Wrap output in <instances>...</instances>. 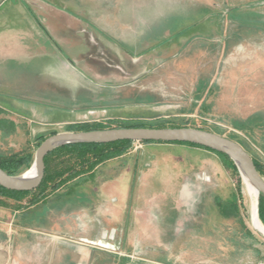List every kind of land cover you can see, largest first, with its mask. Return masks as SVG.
Segmentation results:
<instances>
[{"label":"rangeland","instance_id":"374dc122","mask_svg":"<svg viewBox=\"0 0 264 264\" xmlns=\"http://www.w3.org/2000/svg\"><path fill=\"white\" fill-rule=\"evenodd\" d=\"M30 2L6 0L0 6L2 28L17 43L0 60V108L17 127L0 131V156L36 153L38 137L68 132L70 125L118 121L112 126L145 123L236 134L264 165V0L153 3V51L130 52L136 80L89 76L77 94L73 84L68 92L60 68L64 62L78 66L74 53L42 29L40 48L33 47ZM191 9L194 14L185 16ZM233 11L242 17L232 20ZM149 55L151 66L143 67ZM101 60L95 71L123 75L124 69L102 67ZM251 119L256 125L248 134L234 128L236 121ZM141 145L100 165L92 179L72 180L49 201L54 207L68 200L77 208L87 201L73 192L96 189L98 208L113 215L95 246L112 255L103 264H117L121 256L126 264H264V237L252 226L243 180L239 190L233 172L208 151Z\"/></svg>","mask_w":264,"mask_h":264},{"label":"crops","instance_id":"0c3cea01","mask_svg":"<svg viewBox=\"0 0 264 264\" xmlns=\"http://www.w3.org/2000/svg\"><path fill=\"white\" fill-rule=\"evenodd\" d=\"M32 1L29 19L33 32L32 45L40 48L37 37L42 29L47 31L54 43L64 45L74 53L78 66L64 62L60 68L62 78L69 84L68 92H72L73 84L77 94L83 90L81 84L87 82L89 76H99L103 82L111 81L113 76L117 82L121 77L132 78L131 82L136 80V57L130 52L153 51V40L156 39L151 36V31L148 32V21L153 18L152 6L153 3L165 4L168 0ZM19 5L18 8L21 7ZM191 14H194V9L185 16ZM163 15L166 16L165 13ZM2 20L4 18L0 19V60L7 57L5 49L9 48V44L17 45L14 37L2 28ZM13 49L17 50V47ZM99 53L104 62L102 67L124 69L123 75L114 71H95L99 67ZM146 61L147 64L142 66L150 67V55L145 58ZM95 174H82L76 179H92ZM62 189L32 206L0 198V264H103L105 256L111 258V253L95 247L104 240L105 221L113 217L98 208L100 199L93 198L96 189L73 192L75 195L78 193L79 198L86 197L84 201L87 202L82 206L71 208L66 200V204L63 201L52 207L49 201ZM73 193L66 194L65 199H70ZM58 198L61 200L60 195ZM116 258L117 264H126L125 257Z\"/></svg>","mask_w":264,"mask_h":264},{"label":"trees","instance_id":"16d2710c","mask_svg":"<svg viewBox=\"0 0 264 264\" xmlns=\"http://www.w3.org/2000/svg\"><path fill=\"white\" fill-rule=\"evenodd\" d=\"M232 20L237 21L242 14L233 11L230 15ZM242 20V19H241ZM247 21V20H246ZM245 21V22H246ZM244 22L243 27L246 28ZM240 23V22H239ZM243 23V22H242ZM241 25V24H240ZM248 25V24H247ZM248 27V26H247ZM255 28H260L256 26ZM6 111L0 108V131L3 133H13L16 130V124L13 121L5 118ZM118 121H110L107 123H95L86 125H70L68 132H89L98 130L109 129H126V128H148L145 123L141 124H123L112 126V123ZM256 125L253 119L248 121H236L234 128L243 133H249ZM160 128H185L179 126H160ZM58 134L53 132L50 136ZM48 136V137H50ZM47 136L38 137L37 146L39 147L47 138ZM230 139L240 143L246 151L250 153L247 143L242 140L239 135L233 134L229 136ZM134 144L132 141H119L109 144H74L60 147L52 151L45 158V176L41 185L33 191H11L0 186V198L7 200H15L23 202L28 199V206H32L39 202L46 200L50 195L61 190L72 180H75L82 174L94 172L100 165L126 155L131 146ZM142 144H157V142H142ZM160 144H178L186 145L198 149L208 151L220 158L222 163L233 172L234 176L238 179V189L241 190L242 178L235 163L226 155L212 151L210 149L188 143H162ZM38 149V148H37ZM258 172L264 178V165L260 163L254 156H252ZM35 160L34 153H21L6 156H0V167L10 175H20L23 169H29ZM245 193V192H244ZM1 203V201H0ZM237 206V202L234 203ZM259 218L264 225V195L259 199Z\"/></svg>","mask_w":264,"mask_h":264},{"label":"water","instance_id":"95a60500","mask_svg":"<svg viewBox=\"0 0 264 264\" xmlns=\"http://www.w3.org/2000/svg\"><path fill=\"white\" fill-rule=\"evenodd\" d=\"M6 0H0V6ZM119 141L188 143L228 156L237 166L242 180L246 178L264 195V178L260 175L251 154L238 142L226 136L196 128H126L89 132H63L48 137L37 149L33 166L20 175H10L0 167V186L11 191H33L45 176V158L54 150L74 144H109ZM35 170L34 174L30 172Z\"/></svg>","mask_w":264,"mask_h":264},{"label":"bare ground","instance_id":"6f19581e","mask_svg":"<svg viewBox=\"0 0 264 264\" xmlns=\"http://www.w3.org/2000/svg\"><path fill=\"white\" fill-rule=\"evenodd\" d=\"M30 173L34 174L35 170L33 169ZM244 184L252 206L251 209L252 226L257 233H259L261 236L264 237V225L262 224L259 218V212H258V198H259L258 192L246 178H244Z\"/></svg>","mask_w":264,"mask_h":264},{"label":"built area","instance_id":"2783aa9c","mask_svg":"<svg viewBox=\"0 0 264 264\" xmlns=\"http://www.w3.org/2000/svg\"><path fill=\"white\" fill-rule=\"evenodd\" d=\"M135 144H138V145H140L141 147H142V143L141 142H134ZM14 264H20V263H14Z\"/></svg>","mask_w":264,"mask_h":264}]
</instances>
